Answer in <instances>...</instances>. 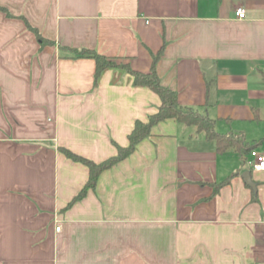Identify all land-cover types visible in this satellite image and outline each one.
Returning a JSON list of instances; mask_svg holds the SVG:
<instances>
[{
  "label": "crops",
  "instance_id": "obj_1",
  "mask_svg": "<svg viewBox=\"0 0 264 264\" xmlns=\"http://www.w3.org/2000/svg\"><path fill=\"white\" fill-rule=\"evenodd\" d=\"M82 48L143 72L161 50L180 104L264 147V0H0V264H264V171L193 125L158 121L75 198L60 147L102 161L161 103L120 67L94 83Z\"/></svg>",
  "mask_w": 264,
  "mask_h": 264
},
{
  "label": "trees",
  "instance_id": "obj_2",
  "mask_svg": "<svg viewBox=\"0 0 264 264\" xmlns=\"http://www.w3.org/2000/svg\"><path fill=\"white\" fill-rule=\"evenodd\" d=\"M37 37L40 39V41H42L41 43L46 41L39 34H37ZM160 51L161 50L152 55V64L150 69L143 72L133 69L127 62H118L116 58L105 56L93 49H74V57H90L94 59V83L103 69L108 67H120L133 77L134 85L149 87L159 95L161 100L157 110L153 114L149 115L146 121L136 120L134 122L133 128L128 135V144L126 146L117 145V152L115 155H112L102 161L95 162L89 158L72 152L68 148L60 147V151L68 158L74 161L82 162L88 167L89 170L88 179L82 190L76 195L75 198L82 196L88 187H93L95 185L96 179L102 170L112 166L120 159L129 155L134 150L137 143L150 134L151 127L155 123L167 118H172L187 125L195 126L196 131H202L208 140L214 141L216 150L219 153L235 150L241 155L248 153L252 148L259 144V140H257L258 142H248L240 134L222 133L216 131L214 128L215 120L213 118L198 112L196 109L190 106L180 104L176 91L169 88L168 86L163 85L159 76L157 75L155 64L159 58ZM236 173L237 172L230 173L221 182L217 183L215 190L218 186L227 183Z\"/></svg>",
  "mask_w": 264,
  "mask_h": 264
},
{
  "label": "built area",
  "instance_id": "obj_3",
  "mask_svg": "<svg viewBox=\"0 0 264 264\" xmlns=\"http://www.w3.org/2000/svg\"><path fill=\"white\" fill-rule=\"evenodd\" d=\"M235 16L238 19H241L245 16V9L238 5L235 7ZM248 164L251 169L257 171H264V147H254L249 151ZM59 229V226L55 227Z\"/></svg>",
  "mask_w": 264,
  "mask_h": 264
},
{
  "label": "water",
  "instance_id": "obj_4",
  "mask_svg": "<svg viewBox=\"0 0 264 264\" xmlns=\"http://www.w3.org/2000/svg\"><path fill=\"white\" fill-rule=\"evenodd\" d=\"M241 176L246 184H248L254 191L256 190V182L251 179L250 170L245 169L242 171Z\"/></svg>",
  "mask_w": 264,
  "mask_h": 264
},
{
  "label": "rangeland",
  "instance_id": "obj_5",
  "mask_svg": "<svg viewBox=\"0 0 264 264\" xmlns=\"http://www.w3.org/2000/svg\"><path fill=\"white\" fill-rule=\"evenodd\" d=\"M117 61H118V62H122V61H119V60H117ZM231 159L234 160V161H236V158L233 159V157H231ZM246 165H247V164H246ZM246 165H245V167L248 168V165H247V166H246Z\"/></svg>",
  "mask_w": 264,
  "mask_h": 264
}]
</instances>
